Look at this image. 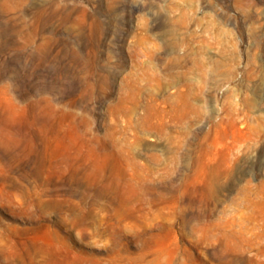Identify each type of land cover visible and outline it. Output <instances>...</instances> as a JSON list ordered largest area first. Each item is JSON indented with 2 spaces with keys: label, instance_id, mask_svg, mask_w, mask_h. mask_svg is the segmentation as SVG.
<instances>
[{
  "label": "rangeland",
  "instance_id": "374dc122",
  "mask_svg": "<svg viewBox=\"0 0 264 264\" xmlns=\"http://www.w3.org/2000/svg\"><path fill=\"white\" fill-rule=\"evenodd\" d=\"M0 264H264V0H0Z\"/></svg>",
  "mask_w": 264,
  "mask_h": 264
}]
</instances>
